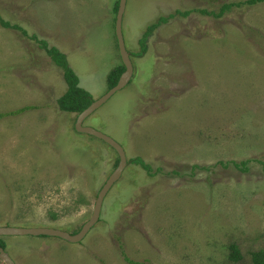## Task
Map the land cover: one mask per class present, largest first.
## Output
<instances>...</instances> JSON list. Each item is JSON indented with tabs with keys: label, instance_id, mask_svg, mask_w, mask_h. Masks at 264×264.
I'll list each match as a JSON object with an SVG mask.
<instances>
[{
	"label": "rangeland",
	"instance_id": "obj_1",
	"mask_svg": "<svg viewBox=\"0 0 264 264\" xmlns=\"http://www.w3.org/2000/svg\"><path fill=\"white\" fill-rule=\"evenodd\" d=\"M117 1L0 0V18L25 32L0 24V113L32 107L0 120V227L75 235L91 220L119 156L59 109L63 71L40 43L99 99L122 65ZM244 1L127 0L133 77L84 122L124 148L122 177L82 242L2 237L15 264H253L264 250V3L217 16ZM171 15L142 53L147 28Z\"/></svg>",
	"mask_w": 264,
	"mask_h": 264
},
{
	"label": "water",
	"instance_id": "obj_2",
	"mask_svg": "<svg viewBox=\"0 0 264 264\" xmlns=\"http://www.w3.org/2000/svg\"><path fill=\"white\" fill-rule=\"evenodd\" d=\"M127 0H120L119 8L116 17L115 34L118 42L119 53L122 62L126 68L125 72L121 75L118 84L111 88L105 95L101 96L99 99L93 100L91 105L85 109L83 112L78 114L75 129L79 133H85L93 136L99 140H102L109 146H111L119 156V165L117 169L109 177L103 188L98 194L97 201L94 207V212L91 220L81 229L78 234H70L68 232L55 229V228H33V227H12L4 226L0 227V237L14 236H33V237H56L72 244L82 242L91 229L98 223L101 217V212L103 209V204L106 196L112 189L113 185L122 177L123 171L127 164V155L124 148L112 137L107 134L91 127L84 125L85 120L101 108L107 101H109L116 93L123 90L131 81L134 74V67L131 60V53L126 48L125 39L123 35V18L126 11ZM0 259L5 261L6 264H15L13 259L8 256L6 250L0 247Z\"/></svg>",
	"mask_w": 264,
	"mask_h": 264
},
{
	"label": "trees",
	"instance_id": "obj_3",
	"mask_svg": "<svg viewBox=\"0 0 264 264\" xmlns=\"http://www.w3.org/2000/svg\"><path fill=\"white\" fill-rule=\"evenodd\" d=\"M260 3H264V0H247V1H244L242 3H237V4H235V3L224 4L221 8V11L218 13L219 15H217V16H219V17L223 16V14H225V12L227 10H229L235 6L236 7H240L241 5L255 6V5H258ZM118 8H119V1H117L116 7H115L116 12H118ZM174 17H175V15H171V16L165 17V18L162 17L158 20L157 23H155V24H153L147 28L146 32L143 35V38L140 40V44L142 45V50H143L142 53L146 52L145 43H146V40L148 39V37L152 34V32L155 29H157L159 26H161L162 24L167 23L169 19H172ZM0 24L4 28L18 29V30H21L23 33H25L23 31V29H21L17 25H12L10 22L4 21L1 18H0ZM40 45H41L40 47L42 49H44L46 51V53L50 56V58L54 62V64L57 67L61 68V70L63 71V77H64L65 83L67 85V90L63 94V96L60 97L57 101L59 109L63 112H67V113L80 114L85 109H87L91 105V103L93 102L94 99H93L92 95L90 94V92H88L86 89H84L83 87L80 86V79H79L78 75L75 73V71L72 69V67L70 66V64L67 60V57L64 53L60 52L59 49L54 47V46L49 47V45L46 41H42L40 43ZM125 70H126V68L122 62V65L116 66L114 69H112L109 72V74L107 75V82L109 84V86H108L109 89L115 87L118 84L119 79H120L121 75L125 72ZM31 108L32 107L28 106V107H24L22 109H19L17 111H13L11 113H6V114L0 113V120L2 118H4V116L22 113L26 110H30ZM119 161H120V159H118L117 165L119 164ZM131 162L141 166L145 171L152 174V170H153L152 166L145 163L141 158L132 159ZM247 163L244 162L243 164L245 165ZM235 165L239 166L238 164H235ZM244 170L247 171V169H244ZM44 237H46V236H44ZM0 247L4 248L6 250V244L3 241L2 237H0ZM230 251H231V253H230L229 258L232 261H239L242 258V255H240V251H239V248L237 245L232 244L230 246ZM125 259L130 264H142V263L133 262L127 257H125ZM251 260H252L253 264H264V250L252 252L251 253Z\"/></svg>",
	"mask_w": 264,
	"mask_h": 264
},
{
	"label": "clouds",
	"instance_id": "obj_4",
	"mask_svg": "<svg viewBox=\"0 0 264 264\" xmlns=\"http://www.w3.org/2000/svg\"><path fill=\"white\" fill-rule=\"evenodd\" d=\"M107 197V196H106ZM106 199V198H105ZM105 201V200H104ZM101 218V217H100ZM99 222V221H98ZM41 237V236H40Z\"/></svg>",
	"mask_w": 264,
	"mask_h": 264
}]
</instances>
